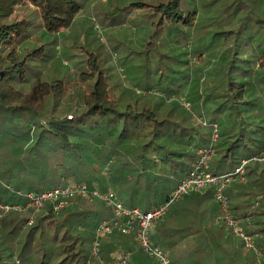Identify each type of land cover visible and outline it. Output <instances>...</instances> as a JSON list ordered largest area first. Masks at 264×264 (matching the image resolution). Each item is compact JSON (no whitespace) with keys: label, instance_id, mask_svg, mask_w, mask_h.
Masks as SVG:
<instances>
[{"label":"trees","instance_id":"1","mask_svg":"<svg viewBox=\"0 0 264 264\" xmlns=\"http://www.w3.org/2000/svg\"><path fill=\"white\" fill-rule=\"evenodd\" d=\"M84 1L0 0V161H3L0 175L6 178V182L14 183L25 191H40L80 181L89 184L98 181L103 189L118 185L119 196L127 205V198L141 196L144 199V190L150 185L149 177L152 176L151 183L156 187L153 195L156 197L161 190L158 187L166 184L158 176V169L168 164L177 168L184 158L195 161L200 147L198 139L202 146L207 145L213 127L200 125L181 103L177 107L178 104L150 101L148 94L147 97L129 100L124 108H120L119 99L109 90L107 80L96 79L99 68L97 56L89 57L88 66L79 73L78 78L94 80V86L90 92L77 94V101L72 100L70 94L78 78L65 79L66 74L50 79L43 77L38 65L44 61L51 44L46 36L69 28L82 10ZM27 3L38 10V23L25 16L15 17L17 8ZM248 3L246 0H232V10L223 11L226 24L223 32H241L248 28L246 22H249V28L244 31L247 34L264 27V0H248ZM148 5L162 19L176 17L177 23L180 19L187 25L196 23L197 12L192 7L186 9L184 0H159ZM34 27L39 28L35 34ZM250 39L245 42V48L253 47ZM262 43L264 39L260 38L258 44ZM214 64L220 68L217 58ZM254 67L260 70L262 75L258 79L264 83V55L255 61ZM214 73L210 75L221 73V68ZM247 91L244 81L223 84L214 79L209 94L198 103L200 109L194 111L207 117L210 123L221 124L216 153L211 161L214 173L232 171L228 160L236 151L235 147L238 148L241 142L248 146L244 124L249 123L248 117L251 118L254 111L247 107L244 109L247 115L237 111L239 103H246L243 98ZM227 106L232 110L230 115L234 114L229 119L225 112ZM174 114L188 116L186 118L191 125L178 132L183 122L177 123L172 119ZM261 127L264 131V124ZM189 146L191 150H188ZM258 146V152L245 150L241 153L240 160L262 152L264 140L260 139ZM255 163L264 164L254 162L251 165ZM145 169H150V172L146 173ZM131 187L133 190H129ZM198 192L202 191L191 194ZM209 193L214 194L213 189ZM0 200L15 202L21 198L1 187ZM205 203L202 198L201 205ZM249 206L245 215H249L252 221L243 223V226L249 234L256 235V244L262 251L260 264H264V237L257 236L264 230L250 227L253 223L255 226L261 223L256 220L264 217L261 212L263 205ZM92 207L94 204L91 202L77 198L72 205L56 214L48 203L35 214L30 226L26 223L31 215L27 212L31 210L0 211V264H100L92 254L95 229L99 224L91 216ZM99 207L109 209L103 202ZM203 213L204 210L199 209L195 217L203 219ZM210 221L211 218L208 225ZM113 234L115 237H134L121 231ZM108 239L101 245V257L105 260L119 254H111L114 244ZM147 256L153 258L149 254ZM257 261L256 257L252 264H259Z\"/></svg>","mask_w":264,"mask_h":264},{"label":"rangeland","instance_id":"2","mask_svg":"<svg viewBox=\"0 0 264 264\" xmlns=\"http://www.w3.org/2000/svg\"><path fill=\"white\" fill-rule=\"evenodd\" d=\"M157 2L159 0H85L69 28L46 36L51 44L44 61L38 65L41 75L46 79L65 74V79L72 76L78 78L80 71L88 66V58L97 56L99 68L96 79L107 80L109 90L119 99L120 108L148 94L150 101L178 104L177 107L181 106L180 103L184 105V100L189 101L191 110L183 107L192 114L200 109L198 103L209 94L214 79L223 84L244 81L248 88L243 98L246 103H239L237 111L245 115L246 107L254 111L251 118L248 117L249 123L244 124L247 130L245 140L247 144L262 140L264 131L260 127L264 124V83L258 79L262 74L254 65L264 55V43L258 44L260 38L264 39V27L256 33L247 34L244 31L249 28V22H246L248 28L241 32H223L226 26L223 11L232 10V0H184L186 9L192 7L197 12L193 26L182 19L177 23L176 17L162 19L148 5ZM23 16L36 23L40 21L38 10L30 3L17 8L15 17ZM34 28L35 34L39 28ZM248 36L253 47L249 45L245 48ZM215 58L221 73L210 75L220 69L214 64ZM212 66L216 68L212 69ZM76 81L70 94L74 101H77V94L90 92L94 86V80L89 78H78ZM231 111L227 106L225 112L228 119L234 115H230ZM202 119L209 121L207 117ZM218 124L220 132L221 124ZM244 144L236 146V151L228 160L233 167L240 160L239 155L247 150ZM0 178L6 181L1 175ZM150 186L156 190L153 183ZM38 212L27 213H31L30 219L34 220ZM233 237L239 239L246 250L259 255L242 239Z\"/></svg>","mask_w":264,"mask_h":264},{"label":"built area","instance_id":"3","mask_svg":"<svg viewBox=\"0 0 264 264\" xmlns=\"http://www.w3.org/2000/svg\"><path fill=\"white\" fill-rule=\"evenodd\" d=\"M183 104L191 110L192 106L189 101L184 100ZM198 120L204 126L213 127L209 143L197 151V158L191 169L171 189L167 198L149 209L126 205L113 189L103 190L86 181L40 191H25L0 178V188L4 187L21 198V201L15 202L0 200V211L3 213L41 211L50 203L52 211L59 214L72 205L77 198L88 201L100 200L111 210L112 216L101 220L95 230L92 254L97 262L100 264H132L133 252L129 250L122 251L108 260L101 257L102 238L121 231L124 234H133L142 250L155 258L158 264H173L170 253L154 241V229L175 202L194 191L213 189L218 207L217 221L229 235L242 239L246 246L260 255L262 252L253 236L244 229L243 223L246 218L233 212L228 187L232 182H247V167L254 162L264 163V148L259 154L242 158L234 170L221 174L214 173L211 170V161L216 153L219 124L210 123L202 118ZM32 221L33 219H30L27 223L31 224Z\"/></svg>","mask_w":264,"mask_h":264},{"label":"crops","instance_id":"4","mask_svg":"<svg viewBox=\"0 0 264 264\" xmlns=\"http://www.w3.org/2000/svg\"><path fill=\"white\" fill-rule=\"evenodd\" d=\"M193 116L201 125L198 118H202V116H199L195 112H193ZM186 117L188 116L181 117L179 114H174L173 116H171L172 119L177 120V123L183 122L181 127L178 128V132H180L182 128L185 130L186 125H191V122ZM186 133L184 132V134ZM199 137L200 136L198 135L197 138ZM198 140L200 142V147L198 148L199 150L202 147V142L200 138ZM262 140H264V134ZM242 143L243 142H241V144ZM250 143L251 142H249V144H247L248 146L246 147L247 150H249L248 152H258V150L260 149V147L258 146V142H255V144ZM188 148V150L192 149L191 146H189ZM193 148L195 147L193 146ZM242 158H245V156ZM181 161V164L177 168L172 167L168 164L158 169V176H160L162 178V181H165L166 183L165 185H162V187H158L159 189H161L159 190L158 196L154 197V189L149 185L144 190V199L141 196L135 197V199L129 196L130 198H127L128 205L138 206L142 209H149L153 205L163 202L167 198L168 193H170L171 188L175 184H177L184 175L187 174L194 162H192V159L189 160L188 158H184ZM228 165L231 166L230 170H234L236 166L239 165V163L234 165L235 168H233V165H231L230 162L228 163ZM145 172L149 173L150 169H146ZM145 177H147V175H145ZM247 177V182H232L228 187L232 209L234 208L233 212L236 215L240 214L238 215L240 217L246 218L244 223L251 220L249 215H245V211L248 209V205H250L249 207H255L258 203L259 205H263L261 212L264 214V164H250V166L247 168ZM152 179V176H150L149 181H152ZM12 184L14 185V183ZM91 184H95L103 189L102 184L98 181H93L91 182ZM108 188L113 189L120 198L118 185L109 186ZM129 190H133V188L131 187ZM209 190L210 189L201 190L202 192H198L193 195L191 194L189 196H186L185 198L180 199L179 202L177 201L178 204L176 205V207L174 206L170 208L166 216L154 229V241L162 245L170 253L173 264L254 263L253 260L256 258V256L252 254V252L246 250V248L243 247V244L239 242V239H236L233 236L229 235L225 231L223 226H221V224L217 221V202L215 200V197H213L214 194L209 193ZM165 194H167V196L165 199H163ZM202 198L206 200V203L204 205H201ZM131 199H133V201H129ZM89 202L94 204L91 212V216L94 218V220H97L100 223V218L103 220L112 216V212L110 209L105 210L99 207L102 204L100 200H93ZM207 204H209V207L207 206ZM199 209L201 211L204 210L203 214L205 217L203 219L195 217V213H199ZM210 218L211 221L208 225L207 221H209ZM256 221H260L261 223L256 222V226L254 225L255 223H253V225H251L250 227L253 226L254 228H259V230H264V224H262V222H264V217H257ZM115 234L104 236L102 238V242H104L107 238H109L108 240L113 242L114 251L111 254L129 250L133 252L132 264H158L156 260L150 258L149 256H147V254H145L146 252L142 250L134 235V237L132 238H125L121 235L115 237ZM257 236L264 237V232L258 233ZM253 238L256 242V235H253ZM228 245L229 248L227 247ZM261 258L262 254L257 256V262L259 264L261 262Z\"/></svg>","mask_w":264,"mask_h":264}]
</instances>
